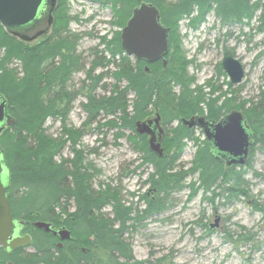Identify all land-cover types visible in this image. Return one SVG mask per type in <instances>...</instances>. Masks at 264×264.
I'll return each instance as SVG.
<instances>
[{
	"label": "trees",
	"instance_id": "trees-1",
	"mask_svg": "<svg viewBox=\"0 0 264 264\" xmlns=\"http://www.w3.org/2000/svg\"><path fill=\"white\" fill-rule=\"evenodd\" d=\"M70 1L56 0L49 36L37 45H27L9 35L0 25V96L7 100L16 122L13 129L1 136L0 147L10 172L8 195L13 217L33 223L66 225L77 238L76 250L70 255L64 251H58L56 255L52 245L42 246L46 240L35 237L33 248L37 253L14 261L0 249V264L8 261L14 264H138L133 263L132 249L124 239L126 233L146 219L160 215L168 203L165 199L183 191L189 176L199 175V189L204 193L214 187L224 190V186L231 182L233 186L227 189L228 202L233 197L248 195L243 188L246 184L243 182L244 171L218 163L206 143L204 147H197L191 170L175 169L186 140H196L194 134L182 125V119L194 115L202 104L208 105L209 117L214 120L222 117L224 112L239 110L235 98L232 99L234 102H223L216 111L222 97L211 100L203 88L191 90L193 78H188L185 86L188 63L183 57L179 23L189 19L190 27L197 29L211 12L224 25L232 24L234 20L242 22V16L251 20L260 3L264 9V0H205L199 3L200 9L195 17L191 0L179 3L141 0L154 5L160 12L162 23L170 29L166 67L161 63L135 65L123 53L121 32L140 0H87L100 7L111 4L114 12L112 26L119 30L111 40L100 37V46L104 49L92 51L93 60L88 68L78 51L84 35L71 31V25L80 20L71 15ZM250 3L258 4L254 7ZM258 29L264 32V10ZM113 66L117 67L115 73L109 71ZM97 70L106 73L94 76ZM81 72L86 75L82 88L68 92V80ZM218 76H225L220 69ZM107 78L113 80L112 85H107ZM206 88L213 90L212 93L217 90L211 83ZM99 89L109 92L108 95L97 96ZM79 96L86 100L82 110L87 115V122L82 129L76 130L67 126V118ZM250 102L252 107L247 116L256 133L255 146L261 144L264 149V95L256 104ZM156 112L166 128L162 158L149 150L146 137L136 134V123L148 120ZM50 119L61 122L60 137L48 135L45 126ZM175 122L177 126L173 127ZM96 123L97 129L92 132L116 131L117 140L124 137V132L130 131L133 134L130 140L136 151L154 167L150 183L155 190V199L143 197L142 202L147 203L144 210L127 207L111 187L100 191L94 189L92 180L98 171L86 163L87 153L77 147ZM66 149L71 151L72 158L62 157ZM218 182L222 184L217 185ZM157 192L164 197H157ZM196 193L194 190L191 197ZM213 195L215 198L224 196ZM71 207L77 209L74 214ZM108 207L112 217L104 213ZM74 222L78 228L73 226ZM228 237L232 238V235ZM80 247H86L87 254L81 253Z\"/></svg>",
	"mask_w": 264,
	"mask_h": 264
},
{
	"label": "rangeland",
	"instance_id": "rangeland-1",
	"mask_svg": "<svg viewBox=\"0 0 264 264\" xmlns=\"http://www.w3.org/2000/svg\"><path fill=\"white\" fill-rule=\"evenodd\" d=\"M176 1L178 0H167V3ZM69 4L71 15L80 20L71 25V31L84 35L78 51L88 68L93 60L92 51L104 49L100 46V37L111 40L119 30L112 26L113 19L109 10H103L87 0H72ZM188 20L183 19L179 23V32L184 60L190 64L187 72L194 79L191 90L196 86L203 88L207 94L209 90L206 85L211 83L219 93L208 97L209 99L227 95L230 91L227 85L229 79L227 76H218L216 70L225 52L234 50L245 67L246 77L240 85L231 87L235 88L234 92L238 95L229 94L226 100L236 98L238 106L246 102V107H249V101L256 104L261 95H264V34L254 33L258 21L253 20L243 25H224L211 12L203 24L197 29H191ZM49 33L50 31L25 42L29 46L37 45L48 38ZM132 61L134 63L133 59ZM116 69L113 66L109 71L115 73ZM85 78L84 72L73 76L72 89L79 91ZM106 81L107 85L113 84L110 78ZM108 93L99 90L96 95L105 96ZM129 98L132 100V95ZM85 102L80 97L72 105L67 118L69 128L79 130L87 122V115L82 110ZM175 126L177 123L173 125ZM45 128L48 135L54 138L61 136L62 126L59 120H48ZM94 129H97V123L90 127L77 147L87 153L86 163L98 171V175L92 180L94 189L100 191L111 187L127 207H140V210H144L147 203L142 202L141 198L148 186L140 184L143 185L153 169L148 167L144 176L137 172L125 177L127 170H135L140 163V154L130 140L133 134L126 131L124 137L117 140L116 131L103 129L97 133L92 132ZM194 138L196 140L193 143L186 144L176 164V171H189L193 168L197 147H204L205 140L199 133H195ZM255 147L250 153L249 164L241 169L244 171L243 182L246 184H243V188L246 189L247 196L238 194L240 196L233 197L228 202L227 189L233 186L231 182L224 186V190L214 187L209 193H204L199 189V175L189 176L183 191L172 194L168 199L164 198L168 203L160 215L146 219L126 233L124 239L132 249L133 263L158 264L162 261V264H264V149L261 144ZM92 150H95L94 153ZM70 153L66 149L62 157L72 158ZM220 184L222 182L217 183ZM194 190L197 193L191 197ZM214 193L224 196L215 198ZM154 195L152 192L148 200H152ZM156 196L164 197L158 192ZM104 213L112 217L110 207ZM218 218L221 220L219 227L211 230L210 225H214ZM229 234L232 238L228 237Z\"/></svg>",
	"mask_w": 264,
	"mask_h": 264
},
{
	"label": "water",
	"instance_id": "water-1",
	"mask_svg": "<svg viewBox=\"0 0 264 264\" xmlns=\"http://www.w3.org/2000/svg\"><path fill=\"white\" fill-rule=\"evenodd\" d=\"M200 2L203 0H191ZM56 0H0V25L11 36L23 41H31L48 32L52 25V15ZM123 53L137 62L155 64L163 61L169 52V29L161 24L159 10L152 4L139 1V6L133 10L130 20L121 33ZM222 69L230 79L231 86L240 85L245 72L241 62L235 58L232 51H227L222 61ZM0 125L5 122L7 101L0 96ZM161 118L136 123V134L149 137V149L162 158ZM15 124L14 119H8L7 125ZM182 125L203 129L210 151L215 160L228 168H245L250 153L255 146L256 134L247 126L246 118L239 112H232L219 123L207 122L203 117L183 119ZM3 127L0 128V133ZM10 172L6 164L3 150L0 147V248L6 251H17L31 247V237L21 236L18 231L25 225L23 221H15L8 196ZM220 219H216L211 230L219 227ZM33 227L45 233L57 235L50 223L38 222ZM63 240H70L71 233L64 229L59 233Z\"/></svg>",
	"mask_w": 264,
	"mask_h": 264
},
{
	"label": "flooded vegetation",
	"instance_id": "flooded-vegetation-1",
	"mask_svg": "<svg viewBox=\"0 0 264 264\" xmlns=\"http://www.w3.org/2000/svg\"><path fill=\"white\" fill-rule=\"evenodd\" d=\"M181 0H178V1H176V3H179ZM205 0H203V1H200V2H193V5H194V8H195V12L194 13H196V16H197V13H198V11H199V9H200V6H199V3H202V2H204ZM256 0H253V2H255ZM91 3V2H90ZM251 4V6H254L255 7V5L256 4H258V3H250ZM261 5H260V7L262 6V4L263 3H260ZM99 6V5H98ZM215 7H216V5H215ZM258 8V9H256L255 11H254V13H253V17L251 16V20H250V18H248V16L246 17V16H242V22H240V21H236V20H234V22L232 23V24H237V25H243L244 23H246V24H249L248 22H253V20H256V21H258V27L259 26H261V19H262V17H263V7H261V8ZM100 8H102L103 10H109L110 11V13H111V16H112V19L114 20V12H113V9H112V5L111 4H107V5H105L104 7H100ZM193 16H194V14H193ZM192 16V17H193ZM195 17V16H194ZM161 24L165 27V28H167V29H169L167 26H165L163 23H162V17H161ZM188 26H189V28H191L190 27V20H188ZM258 27H257V29H254V33H257V34H259V35H261V34H264V32L263 31H261V30H259L258 29ZM191 29H193V28H191ZM169 32H170V29H169ZM115 34L116 33H114L113 34V36H115ZM44 41V40H43ZM122 45V44H121ZM233 52V54H234V56H235V58L236 59H238L239 61H240V59L239 58H237V56H236V54H235V52H234V50L232 51ZM169 53V52H168ZM226 53V52H225ZM225 55V54H224ZM223 59H224V57H223ZM134 60V59H133ZM165 60L167 61L168 60V54H167V56L165 57ZM223 61V60H222ZM241 62V64H242V66H243V69H244V72H245V67H244V65H243V63H242V61H240ZM139 64V62H137L136 60H134V64L136 65V64ZM142 63V62H141ZM140 63V64H141ZM146 63V62H145ZM157 63H161L162 65H163V61L162 60H160V61H158ZM156 64V63H155ZM151 65V64H150ZM189 65L190 64H188V66H187V69H186V72H185V75H186V83H185V86L188 84V78H191L189 75H188V72H187V70H188V68H189ZM222 62L218 65V67H217V70H216V72H218L219 71V69L220 70H222V72L224 73V71H223V69H222ZM167 66V65H166ZM146 71H149V68H147L146 67ZM103 72H102V70H97L95 73H94V76H98V75H101ZM218 75V74H217ZM224 75L225 76H227L225 73H224ZM246 75V74H245ZM246 77V76H245ZM227 78H228V76H227ZM229 79V78H228ZM73 76H72V78H71V80L69 79L68 80V82H67V87H68V92H74V90L72 89V84H73ZM209 84V83H208ZM207 84V85H208ZM193 85H194V83H193ZM192 85V86H193ZM206 85V86H207ZM227 85H228V83H227ZM229 87H230V91H229V94H231V96L232 95H234V96H237L238 95V93H235L234 92V90H235V88H231V87H234V86H231V84H230V79H229V85H228ZM195 88H198V87H194V89ZM208 89V88H207ZM214 89V88H213ZM241 89H243L242 87H241ZM100 90V89H99ZM99 90H97V91H99ZM209 90V93L207 94V98L208 97H214V95L215 94H218L219 93V90H216V92H214V93H212V91L213 90H210V89H208ZM240 93H242V92H240ZM229 94H227V95H220L219 97H222L221 98V100H220V102L218 103V105H216V107H215V109H216V111L218 110V106H220L223 102H225V101H228L229 99H227L226 100V97L229 95ZM80 97H82V98H84L83 96H79V98ZM219 97H217V98H215V99H218ZM234 99V98H233ZM6 100V99H5ZM230 100H232L231 98H230ZM7 101V100H6ZM229 103H231V101L229 102ZM233 103V102H232ZM0 104H1V102H0ZM246 102H243V104L242 105H244V109L242 108V105H239V110L238 109H236V110H232V111H230V112H224L223 114H222V117H220L218 120H214V119H212V118H210L209 117V114H210V112H209V107H208V105H206V104H202L201 105V107H200V109L194 114V115H191L189 118H187L186 120H190L191 118H196V117H203V118H205L206 119V121L207 122H211V123H219L220 121H222L224 118H226L229 114H231L232 112H239V113H241L245 118H246V122H247V126H249V129H250V131L252 132V133H254V134H256L255 132H254V130L252 129V127H251V124H250V122H249V119H248V116H247V111H249L250 109H251V102L249 101V107H246ZM5 113H6V119H5V122L3 123V124H1L0 125V128L1 127H3V132L2 133H0V138H1V136L2 135H4L5 133H6V131L7 130H11V129H13L14 128V126H15V124H13L12 126H8L7 125V123H8V119L10 118H12V119H14L13 118V116L11 115V113H10V109H9V105H8V102H7V106H6V109H5ZM157 116H160L157 112L151 117V118H149L148 120H152V119H154V118H156ZM160 118H161V116H160ZM15 120V119H14ZM183 120V119H182ZM16 123V122H15ZM175 123H177V122H175ZM160 124H161V127L163 128V130H164V135H163V137H162V148H163V146H164V139H165V137H166V128H165V126H164V124H163V122H162V118H161V122H160ZM174 125V124H173ZM184 126V125H183ZM184 127H186V128H188V130L190 131V132H192L194 135H195V133H199V134H202L204 137H205V140H204V143H206L208 146H209V144H208V141H207V139H206V136H205V133H204V131H203V129H201V128H189V127H187V126H184ZM140 137H146L147 138V144H148V147H149V137L148 136H140ZM256 138V137H255ZM186 142H187V144L188 143H193L194 142V140L193 141H188V140H186ZM254 142H255V139H254ZM210 148V147H209ZM150 150V149H149ZM164 150V149H163ZM252 152V151H251ZM250 158V157H249ZM215 159V158H214ZM251 159V158H250ZM249 159V160H250ZM249 160H248V164H249ZM139 161H140V163H138V165L135 167V170H133V171H130V170H127L126 172H127V174H125L126 176L125 177H127V176H129V174L130 175H134L135 173H140L141 175H145V172L147 171V168L148 167H151L152 169H153V172H154V167L152 166V164H150V163H148V162H146V160H145V158H142V155H140V159H139ZM219 163V162H218ZM220 164H222V163H220ZM222 165H224V166H226L225 164H222ZM237 170H239L238 168H236ZM152 172V173H153ZM151 173V174H152ZM151 174H149L148 175V177H147V179H146V181H144V183H143V185H142V183L140 184V186H145L146 184H147V186H148V190L146 191V193L142 196V198L141 199H143V197H146L147 199L151 196V193L153 192V193H155V190H154V188L152 187V185H151V183H150V176H151ZM150 188H152V189H150ZM9 196V195H8ZM153 199H155L154 198V196H153ZM144 202V201H143ZM77 209L76 208H71V213L72 214H74V212L76 211ZM15 219V221H23V222H25V225L23 226V227H21L20 229H19V231H18V233L21 235V236H30L31 237V241H32V243H31V247L30 248H27V249H21V250H17V251H14V252H11V251H6L5 249H3V248H0L1 250H3L4 251V253L6 254V255H8L10 258H12V259H14V261H18V259H21V256H27V255H30V254H35V253H37V250L35 249V248H33V244H34V238L35 237H38V238H40V239H44V240H46L45 242H43V244H42V246H44L45 244H46V246H48V245H52V251L53 252H55L56 253V255H58V251H64V252H66V253H68L69 255L70 254H72L75 250H76V248L74 247V245L76 244V237H75V235H74V232H73V230L72 229H69L66 225H64V224H62V223H60L59 225H55V224H52L53 225V231H55L56 233H57V235H54V234H51V233H45V232H43V231H41V230H38V229H36V228H34L33 227V222H29V221H26V220H22V219H18V218H14ZM73 221H75L74 220V218H71ZM73 226L74 227H77L78 228V226H77V223H73ZM118 227H119V224H118ZM64 229H66L67 231H69L70 233H71V239L70 240H63L62 239V237H61V235H59V233L61 232V231H63ZM78 242V241H77ZM78 245V244H77ZM79 251L81 252V253H83V254H87V248L86 247H80L79 248ZM7 264H14V262H12V261H8L7 262Z\"/></svg>",
	"mask_w": 264,
	"mask_h": 264
},
{
	"label": "bare ground",
	"instance_id": "bare-ground-1",
	"mask_svg": "<svg viewBox=\"0 0 264 264\" xmlns=\"http://www.w3.org/2000/svg\"><path fill=\"white\" fill-rule=\"evenodd\" d=\"M48 33V32H47ZM143 63V62H142ZM146 64V63H145Z\"/></svg>",
	"mask_w": 264,
	"mask_h": 264
}]
</instances>
